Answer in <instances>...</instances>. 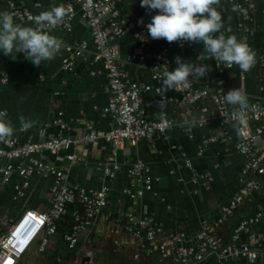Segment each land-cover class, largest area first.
<instances>
[{"label":"crops","instance_id":"crops-1","mask_svg":"<svg viewBox=\"0 0 264 264\" xmlns=\"http://www.w3.org/2000/svg\"><path fill=\"white\" fill-rule=\"evenodd\" d=\"M11 1L29 7L27 0H0V10L9 11ZM64 1L56 3L64 4ZM30 2L46 10L51 4V0ZM233 3L240 6L239 11H232ZM116 7L133 21V26L124 36H111L112 42L120 48V67L136 81L152 86L151 90L141 93V100L150 120H156L161 115L157 106L161 99L157 94L161 81L154 78L151 69L156 54L166 50L171 61L169 70H173L176 56L185 61L198 62L196 57L203 51V45L185 42L181 46L178 42L168 43L165 39L154 40L148 33L150 40L142 45V28H146L148 21L141 24L139 19L130 17L125 9V0ZM128 7L132 13L144 17L151 18L156 14L155 10L141 7L140 0H128ZM246 7L250 9L249 20L242 16ZM263 9L264 0H220L218 10L224 22L222 31L226 36L235 34L238 39H244L255 52L256 63L248 72H242L234 65L221 73L215 59L203 61L210 65V71L200 80L189 77L193 87L203 89L206 81L220 80L226 93L232 88L243 89L249 104L264 98ZM16 23L32 25V22ZM52 34L59 37L64 46L55 59L42 61L39 67L24 59L23 53L13 59L0 52V111L7 110V119L16 129L13 137L21 142L58 136L77 137L91 129L107 131L116 125L114 118L105 112L111 92L103 62L90 52L78 56L74 49L66 47L87 42L90 49L93 48L92 31L81 12L77 11L70 31L56 28ZM133 54H144L146 59L130 62ZM65 60L73 62L72 70L63 68ZM4 75L7 81L1 80ZM166 95L171 100L164 114L172 121V128L166 134L156 133L137 144L128 142L116 157L120 169L113 179H108L104 172L113 158L111 146L104 140L21 160L26 168L32 165L33 160L62 168L69 183L87 190H99L107 184L110 193L107 205L94 215L83 231L76 253L67 252L54 236L45 252H40V240H36L18 264H83L81 261L87 258L96 264L110 248L135 249L139 242L128 229L130 213L150 218L163 238L181 234V246H196L201 240L203 224L217 221L222 208L228 206L251 179L258 180L261 186L254 200L240 204L216 232L225 246H230L234 231L231 248L238 249L246 244L262 248L264 172L245 171L247 159L237 148L240 139L234 128L237 125H222L217 105L210 97L180 104L174 100L178 96L177 91L169 90ZM228 107L232 110L238 108L229 104ZM21 114L35 121L27 131L20 130ZM193 116L199 121L196 127H177L183 119ZM59 117L67 123V129L62 130L56 125ZM260 126L261 122H250L253 132ZM3 146L0 143V148ZM256 147L264 168V133L258 136ZM69 154H75L76 159L70 160ZM138 162L149 168L152 188L146 190L143 196L132 198L126 190L137 192L145 188L143 179L129 176V170ZM7 164V160L0 161V167ZM53 182V175L38 170L26 176L15 170L8 182H3L0 173V242L26 211H46L50 208ZM258 213L261 216H257Z\"/></svg>","mask_w":264,"mask_h":264},{"label":"built area","instance_id":"built-area-1","mask_svg":"<svg viewBox=\"0 0 264 264\" xmlns=\"http://www.w3.org/2000/svg\"><path fill=\"white\" fill-rule=\"evenodd\" d=\"M122 0H65L64 5L72 10L70 17L65 23L57 28L66 31L72 29V21L80 11L82 17L89 24L92 31L93 48L90 49L87 42L75 46H66L74 49L78 56L90 52L95 58L100 59L107 72L110 84V98L105 112L110 114L116 125L110 130H90L77 137H50L41 141L21 142L17 137H12L10 144H4L0 148V161L7 160L5 167H0L3 182H8L13 171L17 170L26 176L34 170L45 172L54 176L51 187L52 204L46 211L29 210L15 222L9 232L0 242V264H18L19 259L28 251L30 246L40 240L39 250L45 252L52 237L57 233L58 221L62 220L69 212L71 204H78L82 209H76L72 213L73 224L71 231L65 234L64 239L70 248H75L80 241L83 231L91 219L108 203L110 187L105 184L99 190H87L86 188L71 184L67 181L64 170L43 161H34L28 168L22 166L21 160L33 156L42 155L45 152L58 153L76 148L81 144L94 143L104 140L112 149V161L104 168L105 176L113 179L120 169L116 157L126 144H137L144 138H149L156 133L166 134L173 126L172 121L161 114L156 120H150L148 112L141 100L143 91L151 90V85L142 84L133 79L126 71L121 69L120 48L113 43L111 36L122 37L133 26V21L122 15L116 5ZM1 11V10H0ZM264 11V9H263ZM13 14L15 22H32L31 17L39 12L32 10L20 2H9V11ZM242 16L245 20L251 18L247 7L243 9ZM142 45L149 42L147 29L142 28ZM180 45L181 43L178 42ZM183 42L182 45H184ZM144 54H133L130 62L145 61ZM171 61L166 55V50L156 54L155 61L151 66L154 78L169 68ZM234 66V65H233ZM232 66V67H233ZM65 70L73 69V62L65 60ZM230 69L225 65L218 66L219 72ZM2 81L8 78L4 75ZM159 80V79H157ZM159 90V89H158ZM178 96L174 99L180 104L195 103L196 101L210 97L216 103L221 123L223 126L236 124L240 128L238 151L246 159L245 171L263 173L260 159L257 155V139L264 133V98L249 104V108L241 113L238 108L232 110L224 100L225 87L220 80L215 82L206 81L203 89H197L188 82L177 91ZM168 101L170 97L166 95ZM261 122V126L253 132L250 122ZM56 125L62 130L68 125L62 117L56 120ZM75 154H69L70 160L76 159ZM190 166V162H188ZM131 178H141L145 181V188L132 192L126 190L132 198L143 196L146 190H151L152 182L149 176V168L143 163H136L130 170ZM258 180L251 179L245 189L236 195L228 206L222 208L220 217L214 223H204L201 229V240L196 246H181L182 235L173 234L163 238L161 231L150 218H141L133 213L128 214V229L138 240L139 249L146 256H157L159 261L171 259L174 264H195L205 261L211 256H216L219 261L230 260L237 256L247 264H264V245L261 249L251 245H243L238 249L225 246L216 229L223 224L228 216L244 202H252L255 194L260 190ZM257 216H261L258 213ZM234 238V237H233ZM135 258H138L136 255Z\"/></svg>","mask_w":264,"mask_h":264},{"label":"clouds","instance_id":"clouds-1","mask_svg":"<svg viewBox=\"0 0 264 264\" xmlns=\"http://www.w3.org/2000/svg\"><path fill=\"white\" fill-rule=\"evenodd\" d=\"M220 0H140V6L149 11H156L150 22L146 24L148 35L152 39H165L168 43L183 42L201 43L203 51L196 57L198 62L185 61L176 56V67L165 68L156 78L161 81L157 94L161 99L157 102L158 110L164 114L169 90L180 91L181 86L189 82V77L200 80L210 71V65L203 63L215 59L217 66L232 68L237 65L242 72L250 71L256 63V54L244 39L235 34L225 35L221 11L218 10ZM240 6L232 4V11H239ZM72 10L64 4L51 0L50 7L31 17L32 25L16 23L12 13L0 11V52L5 56L23 58L39 67L42 61H51L63 48L62 40L52 31L65 23ZM141 24L144 21H139ZM142 37V36H141ZM144 38V37H143ZM227 104L238 106L243 113L249 108L246 92L240 88H232L223 94ZM7 110L0 111V143L10 144L16 131L11 120L7 119ZM20 130L27 131L35 124L23 114L19 116ZM199 124L196 117L183 119L177 127L188 129ZM239 134L240 128L234 125Z\"/></svg>","mask_w":264,"mask_h":264},{"label":"trees","instance_id":"trees-1","mask_svg":"<svg viewBox=\"0 0 264 264\" xmlns=\"http://www.w3.org/2000/svg\"><path fill=\"white\" fill-rule=\"evenodd\" d=\"M248 11L250 10L247 7ZM76 209H82L76 203L71 204L69 206L68 214L60 221H58V229L55 237L57 238L58 244L63 246L65 250L69 253H76L79 248V243L75 248H70L66 243L64 236L65 234L69 233L72 228L73 224V217L72 213ZM138 255V258H135ZM110 261L115 262L116 264H174L171 259H167L165 261H159L157 256H146L142 251L139 249V245L135 247V249H119V248H110L103 255L100 256V260L98 264H110ZM243 263L246 264L244 260H241ZM233 260L230 259L226 263H222L217 259L216 256H211L207 258L203 262L195 263V264H232Z\"/></svg>","mask_w":264,"mask_h":264},{"label":"water","instance_id":"water-1","mask_svg":"<svg viewBox=\"0 0 264 264\" xmlns=\"http://www.w3.org/2000/svg\"><path fill=\"white\" fill-rule=\"evenodd\" d=\"M28 1V5H29V7L31 8V9H33V10H35V11H43V10H46V8H42V7H38V6H35L34 4H32L31 2H30V0H27ZM57 1V3H59V1L60 0H56ZM125 9H126V12H127V14L130 16V17H132V18H134V19H139V20H143V21H148V22H150V20H151V18H149V17H144V16H141V15H137V14H134V13H132L130 10H129V7H128V0H125ZM232 236H231V240H230V243H229V245L230 246H232V240H233V235H234V231H232V234H231ZM233 263L232 264H245V263H243L237 256H235V257H233ZM227 262V260H222V263H226ZM247 264V263H246ZM261 264V263H260Z\"/></svg>","mask_w":264,"mask_h":264},{"label":"rangeland","instance_id":"rangeland-1","mask_svg":"<svg viewBox=\"0 0 264 264\" xmlns=\"http://www.w3.org/2000/svg\"><path fill=\"white\" fill-rule=\"evenodd\" d=\"M86 261H87V262H86ZM93 261H94V262H95V261L98 262L99 260H98V261H97V260H93ZM85 262H86V264H94V263H92V262L90 261V258H87V259L81 261V263H83V264H84ZM96 262H95V263H96ZM98 263H99V262H98ZM98 263H96V264H98ZM110 264H116V263L113 262V261H110ZM120 264H121V263H120Z\"/></svg>","mask_w":264,"mask_h":264}]
</instances>
